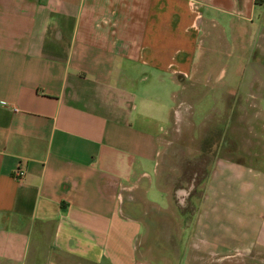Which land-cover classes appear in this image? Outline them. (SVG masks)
Segmentation results:
<instances>
[{
    "label": "crops",
    "instance_id": "obj_1",
    "mask_svg": "<svg viewBox=\"0 0 264 264\" xmlns=\"http://www.w3.org/2000/svg\"><path fill=\"white\" fill-rule=\"evenodd\" d=\"M220 69L234 101L262 104L231 111V155L223 137L198 202L199 238L226 254L264 247V142L251 148L264 141V2L0 0V264H146L137 181L166 103Z\"/></svg>",
    "mask_w": 264,
    "mask_h": 264
},
{
    "label": "rangeland",
    "instance_id": "obj_2",
    "mask_svg": "<svg viewBox=\"0 0 264 264\" xmlns=\"http://www.w3.org/2000/svg\"><path fill=\"white\" fill-rule=\"evenodd\" d=\"M205 72L209 75L211 71ZM230 72L213 70L214 79L209 82L205 83V78L186 80L184 86L173 87L177 96L166 103L172 110L163 121L159 150L137 181L142 187V191L141 187L137 189L140 218L146 222L140 236L139 254L146 264H264L262 246L225 254L203 245L205 240L198 235V202L206 176L220 152L216 147L223 137L226 145L223 152L231 155V111L233 116L235 111L245 116L247 111L257 113L262 109L257 101L233 100L234 80L229 78ZM243 120L240 125L245 127L246 118ZM256 122L261 125V119L256 118ZM226 129L229 134L224 135ZM238 137L242 143L238 144L239 153L245 154L250 134L243 128L241 133L235 134V138ZM252 138L254 147L251 148L261 150L262 135L254 134ZM157 175L168 197L155 188ZM145 190L148 196L143 197ZM148 222L151 230L146 227Z\"/></svg>",
    "mask_w": 264,
    "mask_h": 264
},
{
    "label": "built area",
    "instance_id": "obj_3",
    "mask_svg": "<svg viewBox=\"0 0 264 264\" xmlns=\"http://www.w3.org/2000/svg\"><path fill=\"white\" fill-rule=\"evenodd\" d=\"M23 170L21 169V168H18L17 170H16V176H18V177H20V176H22L23 175Z\"/></svg>",
    "mask_w": 264,
    "mask_h": 264
},
{
    "label": "trees",
    "instance_id": "obj_4",
    "mask_svg": "<svg viewBox=\"0 0 264 264\" xmlns=\"http://www.w3.org/2000/svg\"><path fill=\"white\" fill-rule=\"evenodd\" d=\"M256 3L261 4L264 2V0H255Z\"/></svg>",
    "mask_w": 264,
    "mask_h": 264
}]
</instances>
